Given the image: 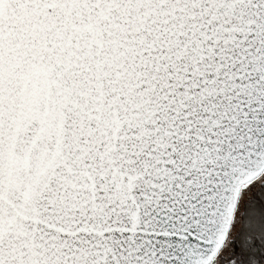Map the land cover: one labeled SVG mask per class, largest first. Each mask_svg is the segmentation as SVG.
<instances>
[{"label": "snow or ice", "instance_id": "1", "mask_svg": "<svg viewBox=\"0 0 264 264\" xmlns=\"http://www.w3.org/2000/svg\"><path fill=\"white\" fill-rule=\"evenodd\" d=\"M0 264H264V0H0Z\"/></svg>", "mask_w": 264, "mask_h": 264}]
</instances>
